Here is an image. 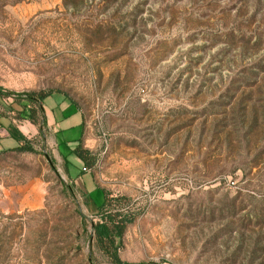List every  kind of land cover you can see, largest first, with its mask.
Here are the masks:
<instances>
[{"label": "rangeland", "instance_id": "rangeland-1", "mask_svg": "<svg viewBox=\"0 0 264 264\" xmlns=\"http://www.w3.org/2000/svg\"><path fill=\"white\" fill-rule=\"evenodd\" d=\"M0 90L81 110L122 262L264 264V0H0ZM46 140L0 154V264H110Z\"/></svg>", "mask_w": 264, "mask_h": 264}, {"label": "crops", "instance_id": "crops-1", "mask_svg": "<svg viewBox=\"0 0 264 264\" xmlns=\"http://www.w3.org/2000/svg\"><path fill=\"white\" fill-rule=\"evenodd\" d=\"M38 7L37 4L35 8ZM23 104L25 102L18 105L20 108L16 105L3 106L0 111V153L21 145L9 135V128H15L26 139L38 134L37 127L25 117L28 110ZM41 106L45 117L46 141L51 148L53 160L60 166L64 180L85 196L89 211L96 212L104 200L103 190L97 187L84 163L72 152L81 144L84 150L94 155L97 148L96 138L92 137L86 126L81 110L64 93H49L42 100ZM25 207L32 209L39 208L40 205L30 202Z\"/></svg>", "mask_w": 264, "mask_h": 264}, {"label": "trees", "instance_id": "trees-1", "mask_svg": "<svg viewBox=\"0 0 264 264\" xmlns=\"http://www.w3.org/2000/svg\"><path fill=\"white\" fill-rule=\"evenodd\" d=\"M48 94L49 93H29L25 95H14L0 90V95H4L5 97H15L18 99L23 98V100L28 103L27 119L31 124L38 128L39 132L45 127V117L41 103ZM8 131L9 135L16 141L20 142L21 145L13 150L4 151L0 154L8 152H32L33 149L27 142V139L20 135L15 128H9ZM72 152L84 163L85 166L93 165L94 160L91 158V154L84 150L81 144L76 146ZM111 200L112 199H110L108 195L104 194L103 203L97 208V216L99 220L91 224L92 236L89 237L91 241L89 258L92 260L94 258V253H96L99 257L106 259L110 264H131L122 262L119 259L118 249L121 246L123 233L126 227L133 222V217L119 211V209H110ZM82 220L85 221L84 218H82Z\"/></svg>", "mask_w": 264, "mask_h": 264}]
</instances>
